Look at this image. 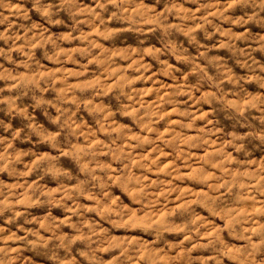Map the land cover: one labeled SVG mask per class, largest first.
<instances>
[{"label":"rangeland","instance_id":"374dc122","mask_svg":"<svg viewBox=\"0 0 264 264\" xmlns=\"http://www.w3.org/2000/svg\"><path fill=\"white\" fill-rule=\"evenodd\" d=\"M0 264H264V0H0Z\"/></svg>","mask_w":264,"mask_h":264}]
</instances>
